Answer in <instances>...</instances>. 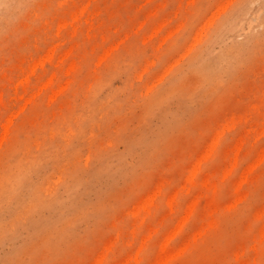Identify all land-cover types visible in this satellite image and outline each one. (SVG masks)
<instances>
[{
    "label": "rangeland",
    "instance_id": "rangeland-1",
    "mask_svg": "<svg viewBox=\"0 0 264 264\" xmlns=\"http://www.w3.org/2000/svg\"><path fill=\"white\" fill-rule=\"evenodd\" d=\"M0 264H264V0H0Z\"/></svg>",
    "mask_w": 264,
    "mask_h": 264
},
{
    "label": "bare ground",
    "instance_id": "bare-ground-1",
    "mask_svg": "<svg viewBox=\"0 0 264 264\" xmlns=\"http://www.w3.org/2000/svg\"><path fill=\"white\" fill-rule=\"evenodd\" d=\"M245 16V15H244ZM244 20V19H243ZM262 21V20H261ZM261 21H259V22H261ZM243 22V21H242ZM261 24V23H260Z\"/></svg>",
    "mask_w": 264,
    "mask_h": 264
}]
</instances>
